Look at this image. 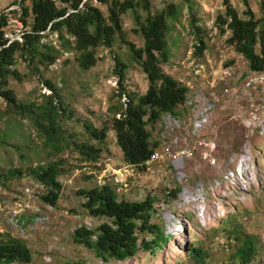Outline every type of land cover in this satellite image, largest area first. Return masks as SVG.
<instances>
[{"label":"rangeland","instance_id":"374dc122","mask_svg":"<svg viewBox=\"0 0 264 264\" xmlns=\"http://www.w3.org/2000/svg\"><path fill=\"white\" fill-rule=\"evenodd\" d=\"M169 1L177 3L182 13L169 36L171 58L163 69L189 86L187 110L181 119L170 114L163 116L155 132L161 142L158 157L145 171L132 169L127 186L117 189L128 200L144 198L149 190H156L168 179L167 166H171L170 171L181 186L178 199L172 208L164 207L161 201L156 204L166 231L172 235L168 247L156 256L139 253L134 259L103 263L72 240V233L79 226L92 228L96 224L82 207L83 198L78 191L104 180L112 181L113 169L127 167L116 145L115 131L110 128L109 150L99 163L83 164V168L60 177L63 188L55 207L40 200L41 186L25 173L28 162L21 161L16 153L6 154L10 162L0 169V233L25 240L33 254L30 264H66L70 259H85L92 264H175L198 240L212 252L208 264L231 263L236 240L221 232V224L234 212L240 214L245 230L260 238L263 261L255 264H264V122L254 128L243 123L250 104L264 102V96L257 88H246L247 61L227 42L229 33H221L216 26L217 17L224 10L223 0H194L192 10L184 0ZM13 3L17 5L19 0H0V11ZM232 3L243 12L241 0ZM259 3L260 0H250L257 16L261 15ZM153 4L154 9L164 6L163 0H154ZM101 9L106 16V6ZM193 13L204 29L207 45L200 57L195 54L198 39L189 22ZM123 18L127 39L142 45L143 38L133 31V16ZM49 40L59 46L55 35ZM114 53L128 64L123 86L114 72ZM98 56L97 65L84 70L70 53L68 59L61 57L49 68L41 66V74L25 57H19L17 68L26 77L13 80L12 86L19 98L40 100L44 93L51 92L43 83L50 79L62 89L63 98L74 110L73 117L78 122L68 121L71 128L82 129L79 120L85 119L97 126H111L115 107L126 100L118 96V91L143 94L148 81L142 69L129 61L127 46L119 40L112 51L100 48ZM227 68L234 70L229 78L224 76ZM4 109L5 102L0 98V110ZM5 126L6 122L0 123L2 134L9 130ZM14 129L18 132L16 142L40 141L26 121ZM32 161L36 163L37 159ZM18 169L21 174L6 177L10 170ZM18 198L26 199L31 209L14 217L12 207Z\"/></svg>","mask_w":264,"mask_h":264},{"label":"trees","instance_id":"16d2710c","mask_svg":"<svg viewBox=\"0 0 264 264\" xmlns=\"http://www.w3.org/2000/svg\"><path fill=\"white\" fill-rule=\"evenodd\" d=\"M242 13L232 0H223L224 10L216 20L221 33H229L227 42L242 54L250 72L264 73V0H260V16L253 11L250 0H241ZM154 0H19L22 21L27 31L22 40L11 43L5 36L9 29V14L0 11V98L5 109L0 110V123L6 122L9 130L0 132V169L8 163L6 154L16 153L21 161L28 162L25 173L41 186L38 194L47 205L57 206L63 183L61 176L72 174L83 164L96 165L109 150L108 131L116 135V145L121 149L124 163L137 171H145L147 162L157 153L161 142L155 132L165 114L181 119L186 113L190 88L175 76L164 71L163 65L171 58L169 36L182 9L172 1L163 0L162 8L154 9ZM192 10L194 0H184ZM13 3L12 5H15ZM101 6H106L105 16ZM131 14L134 32L143 38L142 45L127 39L123 16ZM190 25L198 39L195 54L202 56L207 49L204 29L198 24L195 13ZM56 36L59 46L49 40ZM128 49V59L139 66L146 75L148 89L143 94L118 91L124 103L115 107L111 126L95 125L82 121V129H73L68 121L77 123L74 110L63 98L62 89L50 79L43 83L50 93L40 100L19 98L12 86L13 80L26 77L18 68V58L25 57L40 74V67L49 68L68 53L75 56L79 66L88 70L99 61V49L112 51L116 41ZM65 60L68 57L64 58ZM118 81L123 86L128 64L114 53ZM118 115V117H117ZM28 122L37 133L39 142H16V128ZM15 130V131H14ZM1 131V130H0ZM75 154L76 157L70 156ZM4 156V157H3ZM37 159L36 163L32 159ZM10 162V161H9ZM4 164V165H3ZM97 167V166H94ZM171 166H167L168 179L156 190H149L144 198L126 199L118 192L120 185L114 181L80 189L82 207L96 220L94 227L81 225L72 233L75 244L85 247L97 261H126L139 253L156 256L166 250L172 235L165 229L164 220L156 204L166 208L178 199L181 186ZM10 170L5 174H21ZM93 176H90L92 178ZM221 232L236 240L233 260L227 264H255L263 261L260 238L245 230L240 214L228 215L221 224ZM212 252L203 241H193L175 264H208ZM260 257V259H259ZM31 249L25 240L8 233H0V264H30ZM66 264H92L85 259H70Z\"/></svg>","mask_w":264,"mask_h":264},{"label":"built area","instance_id":"2783aa9c","mask_svg":"<svg viewBox=\"0 0 264 264\" xmlns=\"http://www.w3.org/2000/svg\"><path fill=\"white\" fill-rule=\"evenodd\" d=\"M43 1V0H42ZM6 12L9 14L8 26L9 29L6 32L5 36L9 39L8 43H11L15 40H22L23 34L27 31V28L24 26L22 21V8L20 4L11 5L6 9ZM68 56V53L64 54V58ZM61 59L59 58L57 62ZM239 68V66H237ZM234 74L233 68H227L224 71L225 78H229ZM246 88L259 90V93L264 96V73L250 72L245 77L244 82ZM264 122V102L263 101H254L250 104L247 115L243 119V123L248 128H254ZM158 157L157 153L152 156V158L147 162L150 165ZM132 173V168L129 166L120 168L118 170L113 169L112 177L114 181L120 185V188L127 186V177ZM30 192L27 189V194ZM31 209V205L26 199L18 198L12 207L13 216H20L22 212L28 211Z\"/></svg>","mask_w":264,"mask_h":264}]
</instances>
